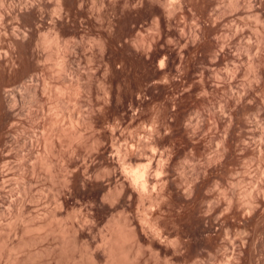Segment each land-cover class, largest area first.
<instances>
[{
    "label": "rangeland",
    "instance_id": "1",
    "mask_svg": "<svg viewBox=\"0 0 264 264\" xmlns=\"http://www.w3.org/2000/svg\"><path fill=\"white\" fill-rule=\"evenodd\" d=\"M0 80V264H264V0H0Z\"/></svg>",
    "mask_w": 264,
    "mask_h": 264
},
{
    "label": "bare ground",
    "instance_id": "2",
    "mask_svg": "<svg viewBox=\"0 0 264 264\" xmlns=\"http://www.w3.org/2000/svg\"><path fill=\"white\" fill-rule=\"evenodd\" d=\"M7 53V52H6ZM9 53V52H8ZM7 53V54H8ZM11 54V53H10ZM6 56H8V55H6ZM14 60V59H13ZM14 63V62H13ZM15 64V63H14ZM10 83V82H9ZM8 83V85H6L5 87H3L2 89H3V95H4V98L7 100V102H13L14 101V99H16L15 98V96L18 94V93H20L21 91L20 90H18V88L20 87H18V85H17V83H10L9 84ZM0 84L2 85V84H4V82L2 81V80H0ZM0 85V86H1ZM20 89V88H19ZM18 97V96H17ZM16 101V100H15ZM1 108H2V106H0ZM45 141H46V139H45ZM46 143V142H45ZM48 143H49V141H48ZM46 145V148H47V145H49V144H45ZM145 171H144V169H138V170H134V171H132L131 172V177H132V179L131 180H133L132 182H131V184H135V187H138V188H140V190H144V188H146L145 186L147 185L146 183L148 182V180L145 178ZM145 175V176H144ZM129 176V175H128ZM130 178V177H129Z\"/></svg>",
    "mask_w": 264,
    "mask_h": 264
}]
</instances>
